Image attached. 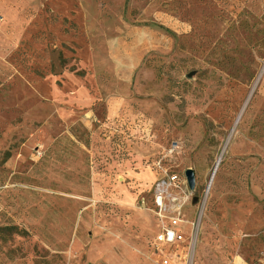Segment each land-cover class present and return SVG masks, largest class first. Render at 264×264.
I'll return each instance as SVG.
<instances>
[{
  "label": "rangeland",
  "instance_id": "obj_1",
  "mask_svg": "<svg viewBox=\"0 0 264 264\" xmlns=\"http://www.w3.org/2000/svg\"><path fill=\"white\" fill-rule=\"evenodd\" d=\"M0 264H264V0H0Z\"/></svg>",
  "mask_w": 264,
  "mask_h": 264
},
{
  "label": "built area",
  "instance_id": "obj_2",
  "mask_svg": "<svg viewBox=\"0 0 264 264\" xmlns=\"http://www.w3.org/2000/svg\"><path fill=\"white\" fill-rule=\"evenodd\" d=\"M218 165L219 163L217 162L212 166V173L210 176L211 178L215 177V174L218 169ZM176 180H177L176 176L170 177L169 181H162L156 187L157 196L155 198V205L158 209L157 216L159 218H163V216L167 215V214L164 215L166 211V206L164 205L165 193L168 191L169 188L176 187L175 184L177 182ZM178 222L179 219L177 217L176 218L171 217L168 224H162L156 236V242L163 245H172L183 241V234L178 229Z\"/></svg>",
  "mask_w": 264,
  "mask_h": 264
},
{
  "label": "water",
  "instance_id": "obj_3",
  "mask_svg": "<svg viewBox=\"0 0 264 264\" xmlns=\"http://www.w3.org/2000/svg\"><path fill=\"white\" fill-rule=\"evenodd\" d=\"M184 177L190 191H193L195 188V176L192 170H187L184 173Z\"/></svg>",
  "mask_w": 264,
  "mask_h": 264
},
{
  "label": "bare ground",
  "instance_id": "obj_4",
  "mask_svg": "<svg viewBox=\"0 0 264 264\" xmlns=\"http://www.w3.org/2000/svg\"><path fill=\"white\" fill-rule=\"evenodd\" d=\"M210 180H209V182H208V184H207V187H208V189H210V187H211V185L213 184V181H214V178L212 177H210L209 178Z\"/></svg>",
  "mask_w": 264,
  "mask_h": 264
},
{
  "label": "crops",
  "instance_id": "obj_5",
  "mask_svg": "<svg viewBox=\"0 0 264 264\" xmlns=\"http://www.w3.org/2000/svg\"><path fill=\"white\" fill-rule=\"evenodd\" d=\"M159 232V231H158ZM158 234V233H157Z\"/></svg>",
  "mask_w": 264,
  "mask_h": 264
}]
</instances>
